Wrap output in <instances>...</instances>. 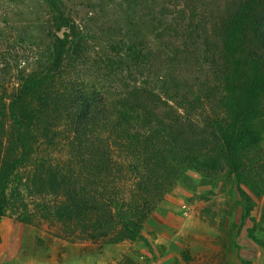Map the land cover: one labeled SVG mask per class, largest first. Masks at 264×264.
Returning a JSON list of instances; mask_svg holds the SVG:
<instances>
[{
    "label": "rangeland",
    "instance_id": "1",
    "mask_svg": "<svg viewBox=\"0 0 264 264\" xmlns=\"http://www.w3.org/2000/svg\"><path fill=\"white\" fill-rule=\"evenodd\" d=\"M50 1L82 35L81 67L63 64L74 79L95 87L105 81L137 86L149 81L165 101L169 90V104L177 107H183V99H197L187 107L200 127L219 113L206 92L211 81L203 36L210 17L204 12L182 15L179 2L172 9L165 0ZM175 30L178 37L172 35ZM51 33L44 0H0V165L15 155L8 104L20 75L48 67ZM137 56L150 65L149 73L135 66ZM251 132L257 156L239 178L220 160L211 164L213 169L182 167L150 207L139 229L143 239L99 245L80 241L72 222L54 216L59 198L44 181L55 173L67 178L73 169L79 171L77 151L68 146V126L35 128L27 163L10 179L9 204L0 221V264H264V169L253 166L264 165V99ZM124 157L118 153L116 159L121 163ZM124 173L119 191H126L125 201L133 207L134 174ZM26 216L32 222H25Z\"/></svg>",
    "mask_w": 264,
    "mask_h": 264
},
{
    "label": "trees",
    "instance_id": "2",
    "mask_svg": "<svg viewBox=\"0 0 264 264\" xmlns=\"http://www.w3.org/2000/svg\"><path fill=\"white\" fill-rule=\"evenodd\" d=\"M44 1L51 18V61L45 70L19 76L7 107L15 155L0 165V221L9 204L10 179L27 163L29 138L38 127L65 123L69 128L68 146L78 152L79 171L73 169L67 178L55 173L44 181L59 198L54 216L72 222L78 239L93 244L143 239L140 226L168 191L165 184L176 170L197 165L213 169L211 164L220 160L239 178L253 164L257 153L251 131L264 99V0H165L172 9L179 2L182 15L204 12L210 17L203 36L211 81L206 92L219 113L207 118L206 128L188 110L197 99H183V107H177L169 104V90L163 93L165 101L152 92L149 81L138 86L135 81H105L95 87L66 73L65 61L81 67L82 35L56 5ZM172 35L178 37V31ZM135 66L151 70L138 56ZM118 153L126 155L121 163ZM253 166L264 169L260 162ZM123 172L134 174L133 207L125 201L126 191H119ZM29 218L23 220L30 223Z\"/></svg>",
    "mask_w": 264,
    "mask_h": 264
}]
</instances>
